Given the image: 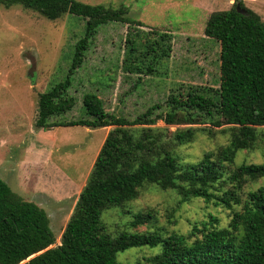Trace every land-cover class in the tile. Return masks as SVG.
<instances>
[{"label": "trees", "instance_id": "obj_1", "mask_svg": "<svg viewBox=\"0 0 264 264\" xmlns=\"http://www.w3.org/2000/svg\"><path fill=\"white\" fill-rule=\"evenodd\" d=\"M14 5L36 10L49 20L70 13L86 21L85 35L75 45L67 75L39 94L35 125L44 129L74 125L113 128L79 194L60 244L53 246L56 236L47 211L25 200L0 177V264H264V186L245 192L248 183L264 177V162L234 165L242 150L260 147L264 152L262 17L246 8L244 0L210 15L205 34L221 45L220 86H190L186 93H171L166 101L170 110L165 115L155 113L160 104L134 119L109 113L100 95L86 92L81 118L53 121L76 106V97L70 92L74 74L99 27L130 22L129 9L79 0H0V6ZM140 45L145 48L141 52ZM125 48V70L151 74L170 57L171 36L159 33L144 43L129 37ZM159 118L187 127L174 131L154 127ZM216 130L229 135L227 143L205 152L196 162H183L177 147L193 142L199 134L213 138ZM149 184L175 191L179 206L203 198L230 210L229 223L221 227L219 218L211 214L187 233L111 231L104 221L105 212L114 208L128 212L124 209ZM133 215L130 228L154 218V212ZM158 245L161 252L144 260H118L119 252Z\"/></svg>", "mask_w": 264, "mask_h": 264}, {"label": "rangeland", "instance_id": "obj_2", "mask_svg": "<svg viewBox=\"0 0 264 264\" xmlns=\"http://www.w3.org/2000/svg\"><path fill=\"white\" fill-rule=\"evenodd\" d=\"M113 7L127 6L130 22H110L99 27L82 65L76 70L71 87L75 108L53 121H73L84 114L83 95L95 92L104 100L109 113L134 119L149 107L160 104L156 115L170 109L171 93H186L190 86H220L221 45L206 36L205 26L215 11L227 10L236 0H79ZM245 7L264 20V0H244ZM86 21L66 13L49 20L40 12L21 5L0 6V177L25 200L43 207L50 227L60 244L63 231L74 211L99 151L112 126L92 128L82 125H35L39 94L67 75L78 40L85 35ZM141 23V24H138ZM159 33L171 36L172 51L151 74L127 72L124 68L125 43L129 37L139 43L155 39ZM140 52L145 48L140 45ZM149 58L145 64H148ZM154 127L174 131L186 124L156 120ZM210 138L199 134L177 147L183 162L198 161L205 152L228 142V134ZM264 152L242 150L235 166L262 163ZM264 186V177L250 182L245 192ZM179 195L147 185L140 196L124 210L110 209L104 221L111 231L143 232L160 229L163 233H187L196 223L219 218L227 226L231 211L203 198L179 206ZM154 212V218L137 227L129 223L135 213ZM162 246L133 247L118 253L122 263H133L159 254Z\"/></svg>", "mask_w": 264, "mask_h": 264}, {"label": "water", "instance_id": "obj_3", "mask_svg": "<svg viewBox=\"0 0 264 264\" xmlns=\"http://www.w3.org/2000/svg\"><path fill=\"white\" fill-rule=\"evenodd\" d=\"M238 10L245 13V10L241 9L240 6H238ZM35 255H32L31 257H29L27 260L31 259L32 257H34Z\"/></svg>", "mask_w": 264, "mask_h": 264}]
</instances>
